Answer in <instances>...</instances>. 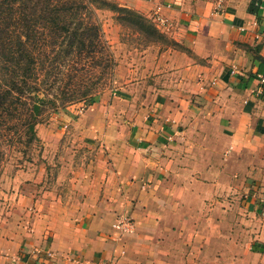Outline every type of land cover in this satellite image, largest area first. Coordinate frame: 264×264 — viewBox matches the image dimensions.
Returning a JSON list of instances; mask_svg holds the SVG:
<instances>
[{
  "label": "crops",
  "instance_id": "0c3cea01",
  "mask_svg": "<svg viewBox=\"0 0 264 264\" xmlns=\"http://www.w3.org/2000/svg\"><path fill=\"white\" fill-rule=\"evenodd\" d=\"M123 1L161 10L186 43L170 61L175 84L160 91L150 122L138 113L131 124L89 126L129 132L133 152L115 158L109 180L123 181L124 194L137 200L109 198L117 190L107 184L84 204L94 213L60 212L25 234L18 225L0 230V264H264V181L248 199L257 228L245 246L235 239L226 251L224 203H209L241 169L264 180V0ZM99 107L88 113L98 117ZM117 209L133 212V234L114 227Z\"/></svg>",
  "mask_w": 264,
  "mask_h": 264
},
{
  "label": "rangeland",
  "instance_id": "374dc122",
  "mask_svg": "<svg viewBox=\"0 0 264 264\" xmlns=\"http://www.w3.org/2000/svg\"><path fill=\"white\" fill-rule=\"evenodd\" d=\"M110 1L120 5L124 2ZM129 8L141 13L144 20L124 19L121 13L110 10L99 11L105 38L116 60L114 66L104 61V65L97 67L93 74H86L83 69L66 76L84 82L98 80L103 83L93 92V99L88 95L65 107H50L37 126L40 142L32 147H26L23 142L16 145L13 123L8 115L0 117L3 130V135H0L1 231L8 233L10 228L18 225L25 234L32 227L54 220L60 212L76 218L94 213L83 210L84 204L102 197L107 184L117 190L109 198L114 197L115 200L121 192L122 197L130 201L137 200L135 194H124L123 181L109 180L110 170L116 167L115 158L129 157L133 152L128 149L129 132L125 131L123 136L120 130L93 131L94 127L89 126L101 124L100 120L118 126L131 124L136 122L138 113L140 119L150 122L148 115L156 111L160 91L169 88L172 82V86L175 84L172 81L174 66L170 61L174 59L175 51L186 43L175 37L176 29L169 26L167 16L161 10L155 7L146 11ZM118 97H123L120 100L124 105L115 101ZM96 104L100 107L93 112L98 111V117L88 113ZM73 105L75 111H69L73 116H67L65 110ZM125 106L128 110L124 109ZM5 118H8L7 123ZM240 159L243 162V158ZM247 160L245 158L244 162ZM262 166L261 161L257 162L258 170ZM240 174L226 178L222 194L209 200V203H214L219 198L224 203L226 251L230 250L235 239L245 246L253 236V226L257 228L254 216L252 218L248 210V199L263 187L264 180L258 178L259 172L257 177L255 174L250 176L248 168L241 169ZM139 181L140 185L150 183L149 180ZM114 211V222L122 216L132 217L133 213ZM232 224L236 226L232 227ZM231 235H234L233 239Z\"/></svg>",
  "mask_w": 264,
  "mask_h": 264
},
{
  "label": "trees",
  "instance_id": "16d2710c",
  "mask_svg": "<svg viewBox=\"0 0 264 264\" xmlns=\"http://www.w3.org/2000/svg\"><path fill=\"white\" fill-rule=\"evenodd\" d=\"M100 10L144 20L110 0H0V117L9 116L16 145L40 142L37 126L50 107L93 99L103 84L66 78L83 69L93 74L104 61L114 66Z\"/></svg>",
  "mask_w": 264,
  "mask_h": 264
},
{
  "label": "built area",
  "instance_id": "2783aa9c",
  "mask_svg": "<svg viewBox=\"0 0 264 264\" xmlns=\"http://www.w3.org/2000/svg\"><path fill=\"white\" fill-rule=\"evenodd\" d=\"M114 227L121 234H130L135 232V221L132 217L122 216L114 223Z\"/></svg>",
  "mask_w": 264,
  "mask_h": 264
}]
</instances>
